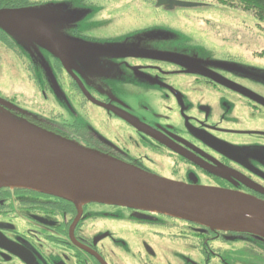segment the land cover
I'll list each match as a JSON object with an SVG mask.
<instances>
[{
	"label": "flooded vegetation",
	"instance_id": "1",
	"mask_svg": "<svg viewBox=\"0 0 264 264\" xmlns=\"http://www.w3.org/2000/svg\"><path fill=\"white\" fill-rule=\"evenodd\" d=\"M45 1L3 0L0 1V12L10 11L5 13L8 14L18 9L22 12L14 15L28 14L32 23L35 15L27 11ZM186 1L194 3L189 6L194 8L232 7L219 0L183 2ZM157 2L148 0L136 4H152L159 10ZM66 7L51 12L53 19L39 18L46 26L37 22L44 28L59 29L66 35V42L48 35L47 38L55 43L47 47L43 43L46 36L33 35L29 39L35 46H29L28 50L19 44L17 34L0 27V50L13 56L3 57L0 53V59L7 60L2 64L8 67L39 70L55 99L59 102L63 96L68 102L73 99L81 113L86 111L87 116L81 118L71 106L70 120L54 108L34 112L16 106L17 97L10 94L5 97L0 94L7 102L0 101V108L50 133L170 180L218 186L264 200V173H260L263 167L258 160L263 159L257 153V147L245 149L227 138L236 136L238 140L250 139L257 143L252 134L262 131L223 126L236 106L245 108L250 116L259 111L253 106V101L258 98L240 86L241 81L233 73L224 75L211 59L197 58L185 52L176 43L178 34L167 38L165 43L175 50L183 49L177 51L195 60L188 58L182 64L137 56L138 52L132 48H151L137 27L144 26V33L154 31L152 25L145 23L144 14H135L134 19L129 16L127 21L130 24L135 21L136 25L121 29L128 30V34L107 35L102 39L99 34L86 32L82 27L97 28L101 22H95V16L109 10H103L101 5L89 9ZM127 8L128 4L124 3L116 10L124 12ZM8 17H3L2 21ZM173 18L171 15H154L153 20L166 19V24L171 25ZM49 22L52 23L49 25ZM127 42L132 44H123ZM61 48L63 53L59 56L55 51L59 52ZM25 52L31 59H24ZM124 65L130 69L129 78L127 71L121 75L117 69ZM43 66H51L52 77L47 78ZM139 74L150 85L135 83L134 78ZM194 94L197 100L190 98ZM170 95L177 105L176 112L170 104ZM220 97L225 102L223 107L220 102L217 108L214 105ZM169 110L185 120L190 133L171 120ZM197 111L201 117L196 115ZM240 154L244 157H239ZM124 222L130 225L132 232H137L136 242L127 243L111 230L113 224L123 225ZM170 240L180 246L181 240L188 243L201 255L203 264H211L214 260L230 264L223 258L224 249L227 251L234 243L252 251L250 264L252 261L264 264L263 235L213 229L178 217L122 205L88 202L79 208L73 202L47 193L0 187V264H172ZM109 244H112L111 248ZM173 252L175 257L182 259L181 250Z\"/></svg>",
	"mask_w": 264,
	"mask_h": 264
},
{
	"label": "rangeland",
	"instance_id": "2",
	"mask_svg": "<svg viewBox=\"0 0 264 264\" xmlns=\"http://www.w3.org/2000/svg\"><path fill=\"white\" fill-rule=\"evenodd\" d=\"M143 2L148 0H46L44 3L37 5L35 7L29 8V13L35 15L34 19L36 22H39V18L53 19L51 17V12L57 11V8L66 6L69 7H82L89 9L91 7H102L103 10H109L106 14L95 16V22H101L100 25H97V28L83 26L86 32H91L92 34H99L100 38H107V35L114 36H123L128 34V30L121 31L122 28H126L127 25H136L135 21L130 24L127 20H130L129 16L135 18V14H144L145 23L152 25L154 28L153 32H145L144 26H134L138 28L139 33L143 36V40L148 42V46L151 48L139 49L132 48L131 50H136L137 56L147 57L151 59H161V60H170L176 63H186V59H193L190 55H193L197 58L201 57L204 59L212 60L213 64L222 72L224 75L232 74L235 75L237 79L241 81L243 88L245 87L253 96L256 95L258 100L254 102V108H259L258 112H255V115L250 116L246 113L245 108L236 106L234 110L229 114V120L224 121L223 126H229L232 128L238 127L245 129H258L261 130V134H252L257 143H254L250 139L238 140L237 137H229L231 141L239 143L241 147L250 148L256 146L257 153L264 160V58L257 53L264 49V30L258 25V20L253 15L252 11L244 10L243 8L238 7H225L219 5L218 7H181L175 6L173 9H163L157 7V10L152 7V4H141L137 5V2ZM151 1V0H149ZM185 1V0H182ZM204 1H213V0H204ZM124 3L128 4V8L124 12H120L116 9H121ZM206 3V2H204ZM207 4V3H206ZM46 14H49L47 16ZM88 15V14H87ZM85 15V16H87ZM154 15H171L174 17L171 19L170 24H166V19L164 21L156 20ZM84 16V17H85ZM205 20H208L205 22ZM54 21V20H53ZM42 25L46 26L43 22H39ZM52 22H49V25ZM0 27L3 30L14 33L6 23L0 21ZM140 29V30H139ZM90 30V31H88ZM85 31H81L86 33ZM137 31V32H138ZM18 34L17 41L24 48L29 50V46H35V44L30 41L29 36L18 29L16 31ZM41 34L44 36H52L53 38L67 41L66 35L60 33L57 28H42ZM144 34V35H143ZM178 34L176 43L181 45L185 52H188L190 55H186L181 51L183 49L173 48L171 44L165 43L167 38H172ZM33 37V36H31ZM126 46H130L132 43L127 42L123 43ZM176 46V45H175ZM47 49V48H46ZM5 51V50H3ZM0 50V53L5 56H11L9 52H3ZM177 51V52H176ZM198 55V56H197ZM3 57L0 59V94L5 97L7 95H12L17 97L18 105L34 112H40L43 110H49L54 108L57 111L63 113L65 119L70 120V106L73 107L80 114L81 118L86 117V111L81 113V109L73 101L67 97L63 96L62 102H59L54 98L52 89H48L45 86V83L42 80V73L37 69H24V68H12L5 66L2 63ZM24 59H31L28 53H24ZM136 62L139 63L138 59ZM195 60V59H193ZM49 64L48 60H45ZM118 65V64H116ZM119 73L125 71L129 72L130 69L126 66L117 67ZM43 73L47 75V78L52 77V68L51 66H43ZM122 75V74H121ZM137 75L135 83L142 85H150L145 79ZM64 82V81H63ZM63 88H66V83H63ZM179 89V87H176ZM190 98L197 100L196 95H190ZM170 104L174 106V110L177 105L173 99V96L170 95ZM209 99V98H208ZM209 101H212L209 99ZM222 102L221 107H223L225 99L220 97L217 99L215 107L219 108V103ZM149 104V102H147ZM146 103V104H147ZM155 103V102H154ZM256 103V104H255ZM154 106V104H153ZM158 109V106H154ZM212 110V108H211ZM166 112V111H165ZM176 112V110H175ZM174 111L169 110L171 120L176 125H182L187 132L188 127L185 125V120L178 118ZM189 112V111H188ZM196 115L201 117L202 114L197 111ZM217 115V113H216ZM239 157H244V154H240ZM260 166L263 167L260 173H264V161L258 159ZM171 229V228H169ZM111 230L115 231L116 234L122 236L127 243L135 241V233L132 232V228L126 222L123 225L113 224ZM173 241L176 239L170 238ZM170 240L169 245L172 250L170 261L172 264H203L201 255L195 251L188 243H185L181 240V246L178 243H174ZM239 244L243 243L242 240H235ZM136 242V241H135ZM241 242V243H240ZM229 246V248L224 249V257L230 264H250V260L253 258L250 256L252 251L248 247L238 246L236 243ZM110 248L112 244H109ZM240 248H238V247ZM173 250L182 251V259H178L174 256ZM249 257V258H248ZM211 264H222L220 261L214 260ZM252 264H259L256 261H252Z\"/></svg>",
	"mask_w": 264,
	"mask_h": 264
},
{
	"label": "water",
	"instance_id": "3",
	"mask_svg": "<svg viewBox=\"0 0 264 264\" xmlns=\"http://www.w3.org/2000/svg\"><path fill=\"white\" fill-rule=\"evenodd\" d=\"M164 1L167 0H158L159 4ZM6 12L10 11L0 12V21L13 34L19 29L28 36L44 37L41 34L44 27L35 19L31 23L28 14L14 15L22 12L18 9ZM44 39L47 47L54 46L55 42ZM55 52L61 56L63 50ZM0 101L7 103L1 97ZM3 186L45 192L71 201L79 208L88 202L122 205L214 229L264 236V200L218 186L170 180L50 133L0 108V187Z\"/></svg>",
	"mask_w": 264,
	"mask_h": 264
},
{
	"label": "trees",
	"instance_id": "4",
	"mask_svg": "<svg viewBox=\"0 0 264 264\" xmlns=\"http://www.w3.org/2000/svg\"><path fill=\"white\" fill-rule=\"evenodd\" d=\"M219 1L224 3L226 2L227 5H231L238 8L241 7L244 10L252 11L253 15L258 20V25L260 26L261 29L264 30V0H219ZM257 53L264 58V49L260 52L257 51ZM36 193L40 194L39 191H36ZM61 200L67 201L66 199L65 200L61 199Z\"/></svg>",
	"mask_w": 264,
	"mask_h": 264
},
{
	"label": "bare ground",
	"instance_id": "5",
	"mask_svg": "<svg viewBox=\"0 0 264 264\" xmlns=\"http://www.w3.org/2000/svg\"><path fill=\"white\" fill-rule=\"evenodd\" d=\"M175 1V0H174ZM178 1H180V0H178ZM189 2V1H188ZM158 3V6L159 7H163L164 9H168V10H170V9H173V8H175V6H183V5H178V4H173L172 2H171V0H167V1H164V2H161V4H159L160 2H157ZM192 3V2H191ZM192 4H194V3H192ZM186 6H191V4L190 5H186ZM186 6H184V7H186ZM82 146V145H81ZM85 147V146H84ZM93 150V149H92ZM95 151V150H94ZM103 154V153H102ZM109 156V155H108ZM112 157V156H111ZM114 158V157H113ZM116 159V158H115ZM175 181V180H174ZM188 184H190V183H188ZM11 187H14V186H11ZM211 187V186H210ZM232 191V190H231ZM106 204V203H105ZM179 219H181V218H179ZM182 220H184V219H182ZM185 220H187V219H185ZM187 221H189V220H187ZM190 222H192V221H190ZM193 223H198V222H193ZM200 224V223H199ZM202 225V224H201ZM208 227H210V226H208ZM212 228V227H211ZM214 229V228H213ZM218 229H222V228H218ZM223 230H226V229H223ZM231 230V229H230ZM234 231H236V230H234ZM240 231V230H239ZM238 231V232H239ZM243 232H245V231H243ZM249 233V232H248ZM253 233V232H252ZM256 234V233H255ZM259 235V234H258Z\"/></svg>",
	"mask_w": 264,
	"mask_h": 264
}]
</instances>
